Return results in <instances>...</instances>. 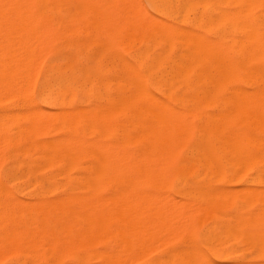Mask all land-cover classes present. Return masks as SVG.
I'll return each instance as SVG.
<instances>
[{"label":"bare ground","instance_id":"6f19581e","mask_svg":"<svg viewBox=\"0 0 264 264\" xmlns=\"http://www.w3.org/2000/svg\"><path fill=\"white\" fill-rule=\"evenodd\" d=\"M149 1L154 15L140 0H0V29L14 30L19 35L15 42H22L15 44L13 51L7 47V51L1 53L6 48H0L5 62L7 57L13 63L12 66L9 61L12 67L9 63L2 65L0 58V91L12 86L18 88L22 72L26 75L23 84L31 83L42 55L52 54V63L42 76L39 103H31L25 111L15 114L26 124L14 139L26 145L21 155L27 162L19 163L16 170L10 169L11 164L4 179H0V264H30L34 246L32 216L35 214L37 218L48 208L54 215L70 219L103 217L104 221L114 216L115 226L118 225L115 217H120V227L111 228L115 227L112 231L116 235L117 230L120 235L121 239L115 237L116 240L122 243L125 239V246L119 247L120 251L124 250L118 255L112 253L113 250L105 253L104 262L120 264L122 259L126 261L122 264H130L132 256L133 263L140 261L143 253L147 257L156 246L159 249L182 236L181 230H187L183 225L190 227V218L187 224L183 221L186 215L182 213L180 202L183 205L187 202L191 207L193 204L218 220V226L204 230L205 238L202 237L215 257L229 260L228 254L217 248V242L241 238L256 255L247 260H234L233 264H264V190L259 186L262 177L254 179V184L247 183L240 191L206 189L191 184L197 174L220 179L227 173L233 172L235 176L252 166L264 173V112L259 109L264 96V0ZM63 24H84L88 30L82 31V40L68 39L55 49L54 44L62 33L56 26ZM1 35L0 38H4ZM115 37L122 39L119 44L137 42L140 47L133 55V63L120 53L121 57L111 58L110 69L115 77L110 82L106 79L110 69H105L102 63L106 56L102 59L99 53L91 52V48L99 45L103 52L112 51L116 47ZM23 45L25 49L21 48ZM89 61L92 64L89 65ZM251 74L263 78L262 89L255 96L259 101L249 96L251 91L248 93L249 90L246 92L240 86V79L246 80ZM52 107L58 112L51 114ZM209 108L213 111L208 112ZM5 119L0 121V137L3 134L5 137L4 141L1 139L0 155L9 145L8 139V143H4ZM47 131L54 132L55 136L43 139ZM181 151L184 161L176 167V175L179 181L191 184L189 189L195 188L184 192L179 201L174 197L171 200L170 192L158 193L157 189L164 185L166 172ZM11 183H14L13 190L8 187ZM166 203L173 207L167 208ZM175 204L179 207H174ZM152 216L157 217L154 220L157 222L151 221L153 225L148 221ZM172 216L179 221L177 226ZM141 217H145L141 221L143 225H139ZM163 217L169 218L163 221ZM160 220L163 222L159 223ZM182 221L185 224L180 225ZM100 222L98 220L99 225ZM161 226L164 231L169 232L170 228L171 231L162 232ZM106 227V224L88 227L86 223V228L66 226L67 229H63L73 235V239H82L87 234L105 232ZM158 229L162 233H158ZM176 230L179 232L174 234ZM153 231L160 238H154ZM171 233L173 239L169 236ZM149 236H153L149 242H156V246L155 243L149 245ZM132 237L135 240H131ZM136 245L142 248H137V253ZM132 248L135 251L131 254ZM195 248L194 253L192 249L189 253L188 248L187 252L183 249L189 258L187 264H198L199 256H202L200 264H216L204 256L205 253L201 255V248H198L199 253ZM56 250L53 257H63L65 250ZM183 250L180 252L184 254ZM195 252L200 254L197 258ZM190 253L194 256H188Z\"/></svg>","mask_w":264,"mask_h":264},{"label":"rangeland","instance_id":"374dc122","mask_svg":"<svg viewBox=\"0 0 264 264\" xmlns=\"http://www.w3.org/2000/svg\"><path fill=\"white\" fill-rule=\"evenodd\" d=\"M140 2L142 3V5L148 10V12L149 13H151L152 15H154V12H153V10H152V8H151V5H150V1L149 0H140ZM63 26V27H62ZM66 27V28H65ZM76 27V28H75ZM6 28V27H2L1 29H0V31L2 30L3 31V33H2V31H1V33H2V35H1V33H0V35H1V37H4V38H0V43L1 44H5L4 46H2L1 44H0V48H6V49H3L2 51H1V53H4V51H7V47L10 49V47H11V51H13V46H14V48L16 47L15 46V44H17V43H22V42H18V41H16L15 42V40H16V38L18 37V40H19V35L17 34V32H15L14 30L13 31H11L10 32V30L9 29H7V30H9L8 32H6L5 33V31H6V29L4 30V29ZM67 28H68V30H67ZM56 29H58V32L60 33V32H62L61 33V38L58 40V41H56L55 42V44H54V48L55 49H59L64 43H65V41L66 40H82L83 38H82V36L84 35V33L82 32V31H84V32H86L87 30H88V28L84 25V24H79V25H71V24H63V25H60V27L59 26H56ZM78 30H80V31H78ZM13 32V33H12ZM124 32V29H122V31H121V36H123V33ZM16 35H15V34ZM4 34V35H3ZM14 34V35H13ZM11 35H12V37H11ZM10 37V38H9ZM14 37V38H13ZM5 38H6V40H5ZM7 39H9V41L7 40ZM7 41V43H5V41ZM12 40V41H11ZM120 40V41H119ZM62 41V42H61ZM114 42L116 43V47H115V49L114 50H112V51H109V52H103V50H100V49H102V47L101 46H99V45H96V46H94V47H92L91 48V52H95V53H99V55L101 56V58L103 59L104 57V55L106 56V58H104L103 59V61H102V63H104L103 65H104V67H105V69H107L108 71H109V69L111 68L112 69V65H111V63H112V59L113 58H116V56H118V57H121L120 56V54L124 57V59L125 60H128V61H130V62H134V60H133V55L135 54V52L139 49V44L136 42L135 44L134 43H132V44H125V43H123V44H121L123 41H122V39L121 38H119V37H115L114 38ZM118 42H121L120 44L118 43ZM8 44V45H7ZM135 46H134V45ZM25 45V44H24ZM24 45L23 46H21V48H23L24 47ZM126 47H125V46ZM133 45V46H132ZM26 47V46H25ZM25 47L23 48V49H25ZM122 47H123V49H122ZM124 48H126V49H124ZM9 49H8V52H9ZM96 49V50H95ZM135 49V50H134ZM1 50V49H0ZM93 50V51H92ZM117 51V53H115ZM121 51V52H120ZM1 53H0V58L2 57V62H1V64L2 65H6L7 63H9L10 64V66H11V61H12V59H10L9 60V58L7 59V57H5L6 58V61H7V63L5 62V60L3 59V54H2V56H1ZM48 53V54H47ZM47 53H45L46 55H42V56H44V57H42L43 59H42V61H40L38 64H40V65H38L37 64V66L38 67H36V69H37V71L35 70L34 71V74H33V79L30 81L31 83H25L26 84V86H27V84L30 86V88H28L29 86H25V84H23V81H25L24 80V77H26V75H23V74H25V73H21L22 74V81H20L21 82V84L19 83V87L17 88V87H14V86H12V87H10V88H14V90H16V92H18V93H16L13 89H11V91H10V88L8 89V88H5L4 89V91L3 90H1L0 91V95L2 96V98H1V96H0V117L2 118H0V121L1 120H3V119H5V121H6V125L7 126H5L6 127V132H5V136H6V139H5V142L4 143H8L9 145H7V147L6 148H4V150H1V155L0 156H2V154H3V158H1L0 159V179L1 180H3L4 179V173L7 171V170H9V167H10V165L12 164V167L10 168V169H15L16 170V167H18L19 166V163H25V162H27V158H25L24 156H22L21 155V153L23 152L22 150H24L25 148H26V145L25 144H20V143H17L16 142V137L20 134V130L22 131L25 127H26V124H25V121L24 120H20V119H18V117H17V115H15V114H19V113H22L23 111H25L26 109H27V106L28 105H30L31 103H34V104H36V103H39V101H40V87H41V80H42V76H43V74L45 73V71L48 69V67H49V64H51L50 63V60L52 61V54L51 53H49V52H47ZM112 53H114V54H112ZM120 53V54H119ZM123 53V54H122ZM103 54V55H102ZM112 54V55H111ZM116 54V55H115ZM118 54V55H117ZM113 55H115V56H113ZM40 57V58H41ZM122 57V58H123ZM126 57V58H125ZM39 58V59H40ZM112 58V59H111ZM38 59V60H39ZM41 60V59H40ZM106 60H107V63H106ZM0 61H1V59H0ZM11 63H10V62ZM5 62V63H4ZM106 63V64H105ZM9 64H7V66L9 65ZM89 65L90 64H92V62L91 61H89V63H88ZM262 64H264V63H262ZM111 65V66H110ZM116 65V64H115ZM12 66H13V63H12ZM11 66V67H12ZM92 66V65H91ZM108 66V67H107ZM10 67V68H11ZM111 69H110V71H109V73H107L106 74V79L108 80V81H110V82H113V77H115L114 76V74H112V71H111ZM36 73V74H35ZM41 74V75H40ZM258 76H260V75H257V74H251V75H249V77H246V80L245 79H240V86L242 87L243 86V89L244 90H246V92L248 91V93L251 91L252 93H253V95H252V93H250V97H252V98H254V100H256L257 98V95H258V93H259V90L261 91V87H262V80H263V78H261V76H260V78H257ZM8 80L7 78H4V80L3 81H6V80ZM39 79V80H38ZM262 79V80H261ZM261 80V81H260ZM33 81V82H32ZM259 81V82H258ZM7 82V81H6ZM10 82H11V80H10ZM8 83H9V81H8ZM245 83V84H244ZM23 84V85H22ZM257 84V85H256ZM20 86H23V87H21L20 88ZM16 88V89H15ZM21 90H20V89ZM28 88V89H27ZM32 88V89H31ZM23 89H25L26 90V92H25V90L23 91ZM6 90H7V92H6ZM28 90V91H27ZM256 91V93L254 94V92ZM2 92H3V95H2ZM6 92V93H5ZM8 92H11V94H12V96H11V94H8ZM14 92V93H13ZM22 92H23V94H22ZM34 93V94H33ZM5 94V95H4ZM14 94V95H13ZM16 94V95H15ZM6 95H7V97H6ZM8 95H9V97L10 98H8ZM4 96V97H3ZM256 96V97H255ZM5 99V101L4 100H2V99ZM256 98V99H255ZM7 99V100H6ZM79 99H83V96L82 95H80V97H79ZM263 99H264V96H263V98H262V100H261V103H259L260 104V106H259V109H262V111L264 112V101H263ZM14 101V102H13ZM256 101H259V99H257ZM11 102H13L12 104H11ZM16 102V103H15ZM263 105V106H262ZM43 107V106H42ZM45 109V108H44ZM19 110V111H18ZM208 110V112H212L213 111V109H211V108H209V109H207ZM49 111H50V113L51 114H55V112H58V109L57 108H54V107H52V108H50L49 109ZM10 112V113H9ZM6 113H7V115H6ZM12 113V114H11ZM3 114V115H2ZM12 115V116H11ZM5 116V117H4ZM10 117V118H9ZM12 118V119H11ZM14 119V120H13ZM11 122V123H10ZM9 123H10V126H9ZM13 126H12V125ZM15 126V127H14ZM18 129V130H17ZM20 129V130H19ZM8 130V131H7ZM15 130V131H14ZM13 133H12V132ZM17 131V132H16ZM7 132H9L8 134H6ZM49 132V133H48ZM17 133V134H16ZM4 135V134H3ZM2 135V137H0V144H2L3 143V141H4V139L3 138H5L4 136ZM15 135V136H14ZM53 136H55V133L54 132H52V131H47V132H45L44 133V136H43V139H49V138H52ZM15 138V139H14ZM1 139H3V141L1 140ZM7 139H8V142H6L7 141ZM13 141V142H12ZM12 146V147H11ZM3 147V146H2ZM23 148V149H22ZM18 149V150H17ZM21 150V151H20ZM20 155H18L17 153ZM11 153H13V154H11ZM16 155V157H13V155ZM184 153L181 151L178 155H177V158H176V160H175V163L174 164H172L169 168H168V170H167V177H166V181H165V183H164V185L162 186V188L160 187V189L158 188L157 189V192L158 193H164L165 194V192H167V193H169L171 196H172V199L171 200H173V197L175 198V200H176V198H177V200H182V197L185 195V193H187V192H189L190 190L192 191V190H194V188L195 187H200V188H209V187H219V188H229V189H231V190H235V191H240V190H242L243 188H245L246 186H248V184L247 183H253L254 184V179L255 180H257V178L258 177H262V179H261V184L259 185L263 190H264V173H261L260 172V169L258 168V167H255V166H252L249 170H247V171H244V172H239L238 174L237 173H235V176L232 174L233 172H230V175H228V173L226 174V175H224L222 178H212V177H210V176H205V175H203V174H197L198 176L196 177V180L195 181H193L191 184H195V187H193V188H191V189H189L190 188V186L189 185H191L190 183H186L187 181L186 180H183V181H179L178 180V176L176 175V167L178 166V164L179 163H181V162H183L184 161ZM19 156V157H18ZM22 156V157H21ZM9 157V158H8ZM23 157H24V161H23ZM15 167H14V166ZM254 169H256V171L254 170ZM252 171H255V172H252ZM258 172V173H257ZM255 173V174H254ZM208 177V178H207ZM236 179H235V178ZM3 178V179H2ZM22 180V179H21ZM176 181H178V182H176ZM17 183H19V182H17ZM185 183V184H184ZM188 184V185H187ZM246 185V186H245ZM8 187L11 189V190H13V189H15L14 188V183H11V184H8ZM192 187V186H191ZM234 188V189H233ZM237 190H236V189ZM239 188V189H238ZM174 189V190H173ZM185 192V193H184ZM184 193V194H183ZM169 194H167V195H169ZM170 195H169V197H170ZM168 197V196H167ZM168 200H169V198H167ZM170 200V201H171ZM182 202H180V203H178L179 205H182L181 206V210H182V213H184L185 215H186V218L184 219L183 218V221H185V223L187 224V221H188V219H189V221H190V223H188V225H190V227L192 228L190 231H187V230H189L188 228H190L189 226H187V225H183V229H187V230H185L184 232H182V230H181V232L180 233H182V236L180 235V237H176V238H174V240H172L171 242H166L165 244H164V246H162L161 248H159L158 249V247L156 246V242H153V241H151V242H149L150 240L149 239H152L153 238V236H154V238L155 237H159L160 238V235H156V234H154V231H153V233H151L153 236H149L150 238H148V243H150L149 245H151V243H155V246H156V250L153 252V250L151 251V254H148V256L147 257H145V255H144V253H143V256H144V258H143V256L140 254L141 252H142V250H140L141 252H138L141 256H142V259L139 261H136L135 259H134V261H136V262H134L133 263V261H132V259L134 258V256H132L133 258L131 259V261H132V263L133 264H156V262L155 261H157V263L158 264H187V260H189V258H187V250L189 249V251H188V253L190 252V250L192 249L193 250V253H194V247H196L195 249H197L196 251L199 253V251L202 249L203 251L201 252L202 254L201 255H203L204 253H205V255L204 256H207L208 258H209V260H211L212 262H214V263H216V264H233V262L232 261H234V260H244V259H251V258H253V255H256V252H255V250L254 249H250L247 245H246V242H245V240L244 239H236V240H234V239H227V238H225V239H223L221 242H217V244H219L218 246H217V248H219V249H222L223 250V252H225L226 254H228V258H229V260L228 261H225V258H218V257H215L213 254H212V251H210V249L206 246V244H205V241H204V239L203 238H205V234H206V230L207 229H209V228H211V226L212 227H217L218 226V220L216 219V218H214L212 215H208L207 213H206V211L205 210H202V209H198V207H194V205L193 204H190V205H192L193 207H191V206H189V204H188V206H187V202H186V204H181ZM169 204V206H171L172 204H170V203H168ZM178 204H175L176 206H174V207H177L178 206ZM45 205V204H44ZM164 206H165V204H164ZM168 205H167V203H166V207L168 208L169 207ZM183 206H184V208H183ZM165 207V208H166ZM171 207H173V205L171 206ZM179 207V206H178ZM177 207V208H178ZM189 207V208H188ZM191 207V208H190ZM166 208V209H167ZM185 208H186V211H185ZM188 208V209H187ZM47 209V208H46ZM49 210H46V211H44L43 212V214H41V215H38L37 216V218H36V215L34 214V216H32V223H31V232H32V235H31V238H32V245H34V246H32V250H31V260H30V264H65V263H67V264H105L106 262H104V261H106L105 260V257H104V254L105 253H108V252H111L112 250V253L114 252V254H121L122 253V251L124 250H122V251H120V249H119V247L122 249V247H124L125 246V239L122 237V240L124 239V241H122V243H120L118 240H116L115 239V237L118 239H121L119 236V234L117 233V230L116 229H118L120 226H118V225H120V217H115V219L117 218L118 220V225L117 226H115L116 225V223L114 222V221H112V220H114V216H111V217H109V218H107V221L109 220V221H111V223H109V221H108V223H107V221H105L106 220V218L104 219V221H105V224H106V231L105 232H101L100 234L98 233V234H94V235H91V234H87L86 236H84L82 239H80V238H74L73 239V235H71V234H67L66 232L67 231H65L67 228H69V227H71V228H73V229H77V228H79V227H84V228H86V223L88 224V227L89 226H103V225H105L104 224V221H103V217H97L96 219L95 218H93V219H88V218H86V217H82V218H84V219H87L88 220V222H85V220H83L81 217L79 218H76V217H74V218H72L71 217V219L69 218V216H56V215H54L53 214V212L51 211V209L50 208H48ZM190 209V210H189ZM195 211H194V210ZM197 209H198V212H200V213H196V211H197ZM176 210H180V209H176ZM180 210V211H181ZM193 210V211H192ZM48 211V212H47ZM184 211V212H183ZM202 211V212H201ZM47 212V213H46ZM186 212L188 213V212H190V213H188V214H186ZM193 214H192V213ZM194 212H195V214H194ZM46 213V214H45ZM49 213V214H48ZM52 213V214H51ZM48 214V215H47ZM50 215V216H49ZM180 215H181V213H180ZM205 215V216H204ZM52 216V217H51ZM168 216V215H167ZM43 217V218H42ZM56 217V218H55ZM57 217H59V218H57ZM153 217V219H151L150 220V218H149V223H151V221L153 220H157L156 218L154 219V216H152ZM177 217V216H176ZM183 216L181 215L180 217H179V219H181ZM201 217V218H200ZM102 218V220H101V222H100V219ZM111 218V219H110ZM123 218V217H122ZM121 218V219H122ZM127 218V217H126ZM148 218V217H147ZM159 218H161V217H159ZM164 218H167V217H163L162 218V220L164 221ZM169 218V217H168ZM167 218V219H168ZM172 218H174L173 216H172ZM40 219V220H39ZM46 219H47V221H46ZM75 219H78V220H75ZM82 219V220H81ZM130 218L128 217V223H129V220ZM132 219V218H131ZM140 219V218H139ZM143 219V217H141V219H140V224L139 225H143V223L141 222V221H143V220H145V217H144V219ZM175 219V218H174ZM67 220V221H66ZM75 220V221H74ZM90 220V221H89ZM98 220H99V222H100V225H99V223H98ZM120 220V221H119ZM127 221V219H124V221ZM134 220H136L135 218H133V220H132V222H134ZM171 220V219H170ZM173 220V219H172ZM178 220V219H177ZM187 220V221H186ZM70 221H71V223H70ZM76 221H78V223H76ZM102 221H103V224H102ZM116 221V222H117ZM138 221V220H137ZM163 221H159V223L160 222H163ZM165 221H167V220H165ZM175 222H174V224L176 225V223L177 224H179V221L178 222H176V219L174 220ZM183 221H182V223H180V225H182V224H185V223H183ZM188 221V222H189ZM38 222V223H37ZM80 222V223H79ZM83 222H85V225L84 224H81V223H83ZM90 222H92L91 224H89ZM122 222H123V219H122ZM122 222H121V226H122ZM136 222V221H135ZM134 222V223H135ZM146 222H147V220H146ZM146 222H144V223H146ZM154 222H157V221H154ZM154 222H153V224H154ZM169 222V221H168ZM172 222V221H171ZM170 222V223H171ZM211 222V223H210ZM62 223H64V224H62ZM71 225H70V224ZM96 223H98V225L96 224ZM125 223H127V222H125ZM125 223H123V225L125 224ZM159 223H157V225L159 224ZM165 224L167 223V222H164ZM192 223V224H191ZM53 226H52V225ZM61 224V225H60ZM68 224H69V226H68ZM77 224H79L80 226H78ZM109 224H111V225H109ZM129 224H131V221H130V223ZM152 224V223H151ZM152 224V225H153ZM169 224V223H168ZM167 224V225H168ZM48 225H50V226H48ZM64 225V226H63ZM146 225V224H145ZM151 225V226H152ZM155 225H156V223H155ZM170 225H172V223L171 224H169V226ZM175 225H174V227H175ZM210 225V226H209ZM216 225V226H215ZM42 226V227H41ZM59 226H61V227H59ZM66 226H67V228H66ZM73 226V227H72ZM113 226H115V227H117L115 230H116V235L114 234V228H111V227H113ZM177 226V225H176ZM199 226V227H198ZM41 227V228H40ZM49 227V228H48ZM66 228V229H63V228ZM145 227H147V226H145ZM168 227V226H167ZM178 227L180 228V226L178 225ZM40 228V229H39ZM54 228V229H53ZM110 228V229H109ZM153 228H155V226H153ZM162 226H161V230H162ZM172 228H173V226H172ZM178 228V229H179ZM168 229V228H167ZM174 230H175V228H173ZM182 229V228H181ZM113 230V231H112ZM148 230H150L149 228H148ZM148 230L146 231L147 233H148ZM159 230L160 229H158V233H162L163 231H164V228H163V230H162V232H159ZM169 230V229H168ZM205 230V231H204ZM171 231V228H170V230H169V232ZM177 231V230H176ZM175 231V233L174 234H176V233H178L179 232V230L176 232ZM111 232V233H110ZM155 232H157V231H155ZM164 232H167V231H164ZM169 232H167V233H169ZM173 232V231H172ZM186 232V234H184L183 235V233H185ZM190 232V233H189ZM203 232V233H202ZM65 233V234H64ZM146 233V234H147ZM35 234V235H34ZM64 234V235H63ZM144 235H145V233H143ZM143 234H140V236L141 235H143ZM166 234V233H165ZM104 237H103V236ZM115 235V236H114ZM143 235V236H144ZM148 235H150V234H147V236ZM169 235V234H168ZM168 235H166V236H168ZM173 234L171 233L169 236L173 239V237L174 236H172ZM187 235V236H186ZM201 235V236H200ZM41 236V237H40ZM44 236V237H43ZM95 236V237H94ZM98 236V237H97ZM113 236H114V239L116 240H114L113 239ZM185 236V237H184ZM189 236V237H188ZM90 237V239H88ZM101 239H100V238ZM144 237H146V236H144ZM161 237L163 238V235H161ZM203 237V238H202ZM40 238V239H39ZM59 238V239H58ZM106 238V239H105ZM133 238V237H132ZM137 238V237H136ZM161 238V239H162ZM166 238H168V237H166ZM170 238V239H171ZM58 239V240H57ZM92 239V240H91ZM103 239V240H102ZM141 239V238H140ZM164 239V238H163ZM170 239H167V240H170ZM53 240V241H52ZM79 242H78V241ZM81 240V241H80ZM85 240H87V241H85ZM89 240H91V241H89ZM102 240V241H101ZM131 240H135V238H133V239H131ZM142 240V239H141ZM166 240V239H165ZM166 240V241H167ZM179 240V241H178ZM182 240H186V241H182ZM46 241H47V243H46ZM69 241V242H68ZM92 241H93V243H92ZM99 241V242H98ZM140 241V240H139ZM139 241H137V243L139 242ZM143 241H144V239H143ZM155 241V240H154ZM159 241H160V239H159ZM159 241H157V242H159ZM201 241H203V242H201ZM43 242V243H42ZM62 244H61V243ZM78 242V243H77ZM83 242V243H82ZM91 242V243H90ZM97 242H98V244H97ZM124 242V243H123ZM142 242V241H141ZM140 242V243H141ZM144 242H146V240L144 241ZM183 242V243H182ZM198 244H197V243ZM245 242V243H244ZM76 243H77V245H76ZM89 244V246H88V244ZM103 243V244H102ZM117 243V244H116ZM118 243H120V244H118ZM140 243H138V244H140ZM160 243H164V242H161L160 241ZM192 243H194L193 245H192ZM82 244V245H81ZM124 244V246H122ZM133 244H135V242L133 243ZM137 244V245H138ZM145 244V243H144ZM187 244V245H186ZM197 244V245H196ZM49 246V247H47V246ZM71 246L70 248V250H69V246ZM76 245V246H75ZM91 245V246H90ZM118 246V247H116V246ZM137 245L135 246V250L137 249V248H139V247H137ZM158 246H160L159 244H157ZM166 245V246H165ZM199 245V246H198ZM53 246V247H52ZM64 246V248H62ZM88 246V247H87ZM115 246V247H114ZM152 246V245H151ZM39 247H41V248H39ZM52 247V248H51ZM72 247H74V248H72ZM142 247H144V245H142ZM146 247H148L147 246V243H146ZM184 247V248H183ZM188 249H187V248ZM207 247V248H206ZM44 248V249H43ZM59 248V249H58ZM134 248V247H133ZM132 248V251H131V254L135 251L134 249ZM141 248V247H140ZM145 248V247H144ZM167 248V249H166ZM178 248H182V249H178ZM198 248H201V249H199V251H198ZM246 248V249H245ZM59 250V251H63V250H65V253L62 255L63 257H59V258H61V259H59L58 257H53V251L54 250ZM62 249V250H61ZM73 249V250H72ZM119 249V250H118ZM142 249V248H141ZM149 249H150V247H149ZM173 249V250H172ZM183 249H185V251L183 250ZM250 249V250H249ZM47 250V251H46ZM56 250V251H57ZM90 250H95V251H92V253L90 252ZM134 250V251H133ZM146 250V251H145ZM145 250H143V251H145V252H148L147 251V248L145 249ZM174 250H178V251H174ZM180 250L182 251L183 250V252H185L184 254L182 253V252H180ZM192 250H191V252H192ZM237 250V251H236ZM253 250V251H252ZM45 251V252H44ZM115 251H118V253H116ZM120 251V252H119ZM137 251L138 250H136V253H137ZM161 251H163V252H161ZM173 251V254H175L176 252H178L179 254H180V256L178 255V253H176L177 255H173L172 253H170V252H172ZM64 252V251H63ZM94 252L95 253H97V255H95L94 254ZM101 252V253H100ZM233 252H237L236 254H234V255H232V253ZM253 252V253H252ZM255 252V253H254ZM86 253H90V254H87L86 255ZM136 253H134V255L136 254ZM166 253V254H165ZM182 253V254H181ZM198 253H196L195 252V256L194 255H192V253H190V254H188V256H190V255H192V256H194V257H196L197 258V254ZM66 254H67V257H66ZM131 254H129V255H131ZM146 254V253H145ZM156 254V255H155ZM160 256H159V255ZM186 254V256H183V255H185ZM252 254V255H251ZM86 255V256H85ZM90 255V256H89ZM91 255L94 257V258H90L91 257ZM100 255H102V256H100ZM128 255V257H130ZM138 255V254H137ZM136 255V256H137ZM157 256V257H155V256ZM198 255H200V254H198ZM36 258H35V257ZM50 256H51V258H50ZM74 256V257H73ZM76 256H77V258H76ZM80 256V257H79ZM99 256V257H98ZM141 256H140V258H141ZM153 256V257H152ZM174 256H175V258H174ZM178 256V257H177ZM247 256V257H246ZM251 256V258H249ZM38 257V258H37ZM95 257H96V259H95ZM98 257V258H97ZM103 257V258H102ZM166 257H169V258H166ZM182 257L185 259V260H183L182 261ZM200 257V260L202 259V256H199ZM243 257V258H242ZM255 257V256H254ZM53 258V259H52ZM131 258V257H130ZM159 258V259H158ZM165 258V261L163 260ZM56 259H58L57 260V262H56ZM63 259V260H62ZM123 259L125 260L126 258H124L123 257ZM154 259H155V261H154ZM162 259V260H161ZM169 259H170V261H169ZM50 260H51V263H50ZM61 260H62V262H61ZM150 260V261H149ZM161 260V261H160ZM166 260H167V262H166ZM198 260V259H197ZM196 260V261H197ZM200 260L198 261V264H200L199 262H200ZM54 261V262H53ZM60 261V262H59ZM81 261V262H80ZM129 261V260H128ZM127 261V262H128ZM131 261H130V264H131ZM158 261H160V263L158 262ZM164 261V262H163ZM186 261V262H185ZM85 262V263H84ZM101 262V263H100ZM150 262V263H149ZM152 262H154V263H152ZM122 263H126V261H124V262H122V259H121V263L120 264H122ZM5 264H8V263H5Z\"/></svg>","mask_w":264,"mask_h":264}]
</instances>
